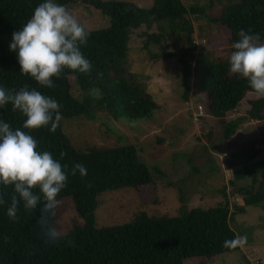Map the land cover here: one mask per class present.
Wrapping results in <instances>:
<instances>
[{
	"label": "trees",
	"instance_id": "trees-1",
	"mask_svg": "<svg viewBox=\"0 0 264 264\" xmlns=\"http://www.w3.org/2000/svg\"><path fill=\"white\" fill-rule=\"evenodd\" d=\"M43 2L0 0V86L16 91L28 86L40 91L58 102L63 118L54 133L50 125L27 130L23 128L26 117L13 112L9 104L0 108V120L13 130L19 128L32 135L38 151L51 152L54 159L67 165L68 181L58 196L55 216H48L56 232L54 240L41 228L42 196L41 204L34 210H26L21 201L16 219H12L7 209L12 204L14 188L0 186L4 200L0 204V264H193L240 252L239 247L228 249L223 245L225 240L237 236L231 226L237 215L245 214L248 207L264 205V158L254 145L258 141H249L229 155L231 160L242 163L229 181L234 188L232 194L241 197V205H230L226 187H223L220 193L224 201L217 206L186 209L182 205L176 216L154 217L139 212L129 223L98 229L95 211L100 194L124 188L145 190L154 202L153 172L163 175V171L147 165L133 145L77 148L64 134L62 126L64 120L95 121L101 113L115 121L152 119L158 106L148 94L145 83L129 71L128 53L131 32L142 26L150 30L154 25L158 32L146 33L143 45L147 51L150 45L159 46L160 52L152 55V60L173 57L162 43L171 40L173 34L185 36L187 47L178 58L182 66L183 99H189L192 83L195 91L204 96L210 114L222 119L219 142L229 140L250 120L264 122V98L249 101L245 117L224 120L238 108L246 94L254 92L247 80L229 75V57L212 59L210 52L196 54L192 38V20L198 18L225 28L230 48L239 40L241 30L260 34V42L264 43V0H152L149 8L119 0H55L65 7L91 6L108 17L109 25L87 30V44L81 46V51L92 65L91 72L82 74L66 69L60 78H53V88L41 87L30 76L21 75L17 53L10 51L13 33L23 27ZM74 86L79 87L81 99L73 95ZM61 152L66 153L63 159ZM76 163L86 167L87 176L81 177L78 172L71 175ZM240 181L248 182L247 186L236 187V182ZM35 194L41 195L39 189ZM66 199L81 223L75 222L69 232L62 234L59 222ZM242 264L250 262L244 257Z\"/></svg>",
	"mask_w": 264,
	"mask_h": 264
},
{
	"label": "rangeland",
	"instance_id": "rangeland-1",
	"mask_svg": "<svg viewBox=\"0 0 264 264\" xmlns=\"http://www.w3.org/2000/svg\"><path fill=\"white\" fill-rule=\"evenodd\" d=\"M149 8L152 0H119ZM193 2V0H190ZM78 18L86 30H99L109 25V19L98 10L84 4L66 7ZM195 53L210 52L212 59L229 57L231 48L227 43L229 33L225 28L210 25L196 18L192 20ZM208 30L210 32H208ZM154 25L150 30L144 26L131 32L129 41V71L144 82L148 94L158 109L152 119L138 122L115 121L101 113L97 120H64L62 130L72 145L113 147L133 145L141 159L148 165L160 168L163 175L153 172L156 189L153 197L147 191L124 188L107 191L98 196L95 211V227L98 229L129 223L139 212L149 216H176L182 207L186 209L217 206L224 199L220 193L226 187L230 205L242 204L239 195H233L229 181L242 163L229 158L249 141L260 150L264 158V122L250 120L241 125L227 141L219 142L221 120L213 117L206 107L205 98L198 94L191 83L189 99H183L181 86L182 66L178 58L187 47L183 34H173L171 40L162 43L173 54L169 59L152 60L160 52L159 46L150 45L144 50L145 34L157 33ZM73 95L81 99L79 87L74 86ZM253 93L246 94L237 109L228 113L224 120L233 121L245 117ZM248 182H236V187H245ZM182 192L179 193L178 190ZM264 207V205H262ZM248 207L231 223L239 236L247 237V244L238 253L222 254L193 264H242L246 257L250 264H264V208ZM64 212L60 218V231L69 232L75 222L81 223L69 200L63 202Z\"/></svg>",
	"mask_w": 264,
	"mask_h": 264
},
{
	"label": "clouds",
	"instance_id": "clouds-1",
	"mask_svg": "<svg viewBox=\"0 0 264 264\" xmlns=\"http://www.w3.org/2000/svg\"><path fill=\"white\" fill-rule=\"evenodd\" d=\"M238 35L239 40L231 45L229 53V75L247 80L254 95L264 98V43L260 42V34L251 30H241ZM88 36L85 26L69 9L55 0H44L23 27L13 33L10 51L17 53L21 75L30 76L41 87L53 88V78H60L66 69L82 74L91 72L92 65L81 51ZM9 104L13 112L26 117L23 128L27 130L50 125V131L54 133L63 118L55 99L28 86L18 91L0 86V108ZM37 147L32 135L19 128L13 130L7 122L0 120V186L13 187L15 193L7 215L16 219L21 201L26 210L36 209L42 196L41 228L54 240L56 232L49 224L48 216H55L58 196L67 185L68 166L54 159L51 152H40ZM65 155L61 152V159ZM77 172L81 177L87 176V169L81 163L71 168L72 176ZM36 189L41 195L35 194ZM3 203L0 192V204ZM246 244L247 237L237 235L225 240L223 246L236 249Z\"/></svg>",
	"mask_w": 264,
	"mask_h": 264
}]
</instances>
